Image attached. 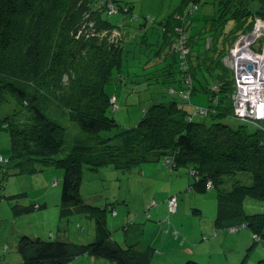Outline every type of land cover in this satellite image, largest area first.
I'll return each mask as SVG.
<instances>
[{
	"label": "trees",
	"instance_id": "16d2710c",
	"mask_svg": "<svg viewBox=\"0 0 264 264\" xmlns=\"http://www.w3.org/2000/svg\"><path fill=\"white\" fill-rule=\"evenodd\" d=\"M197 1L184 0V8L160 23L159 47L135 66L144 73V84L151 74L154 83L164 86L154 93V104L137 126L103 137L120 128L110 116L118 109L116 96L106 89L123 82L126 21L109 20L113 15L100 0H0V108L12 98L17 115L27 114L19 122L7 119L11 155L0 157V163L19 173L61 170L64 208L87 212L95 232L94 242L83 245L24 236L17 249L19 264H66L78 257L151 264V248L123 247L108 229L110 211L85 203L80 189L84 168L129 172L162 161L172 170L186 168L195 179V193H206L209 184L218 190L219 229H250L255 243L264 242V212L243 209L246 199L264 204V122L236 117L237 80L228 66L236 39L251 32L256 19H264V0H206L203 4L213 7L204 12L200 32L199 22L192 20ZM127 21L135 25L139 20ZM115 33L120 34L117 43ZM199 93L208 96L209 105L186 110ZM52 103L83 132L63 157L68 134L46 114ZM227 119L240 124L229 125ZM240 173L251 182L236 179ZM231 178L235 181L228 187Z\"/></svg>",
	"mask_w": 264,
	"mask_h": 264
},
{
	"label": "rangeland",
	"instance_id": "374dc122",
	"mask_svg": "<svg viewBox=\"0 0 264 264\" xmlns=\"http://www.w3.org/2000/svg\"><path fill=\"white\" fill-rule=\"evenodd\" d=\"M100 1L110 10L114 7L116 12L109 11L108 14L113 16H105V19L109 18L112 22L117 23L123 16L126 20H139L135 22L137 28L146 20L150 21L146 23L145 30L137 28V36L124 49L123 82L109 85L106 89L109 95L116 96L118 109L110 113V116L117 121L120 128L103 133V137H114L125 129L137 126L144 116L145 109L154 104V93L157 94L159 87H164L154 83L151 74L147 77L150 78L148 86L144 84V73L135 66L139 64L137 62H140V59L145 60L147 56L149 59L153 55L162 37L160 23L170 20L176 11L185 7V3L184 0ZM205 1H197L199 10L192 17V20L200 23L198 32L205 26V22L200 21L204 12L208 13L213 7L203 4ZM197 9L195 7V10ZM117 13L120 15H115ZM258 19L260 22L257 31L254 26L251 32L239 36L233 43L228 62L232 70L235 54L231 51L242 47L247 37L253 36L245 50L258 55L263 52L264 19ZM230 28L231 23L227 29ZM115 34L113 41L117 43L120 34ZM168 98L169 96L164 97L161 101ZM113 100L115 101V98ZM190 101L185 106L190 112L195 107L204 108L209 105L208 96L202 93L194 95ZM17 113L18 105L12 98L0 108V157L6 160L11 155L7 119L11 122L27 119L26 113ZM46 114L67 130L68 142L65 152L60 155L63 157L69 153L71 141L83 136V132L55 103L50 105ZM225 123L233 126L240 124L235 119H227ZM61 174L63 175V172L56 169L32 174L19 173L8 170L5 164L0 163V264L18 263V244L24 236L45 240L54 237L53 240L75 245L94 242V223L88 213L64 208ZM189 178L192 182L195 181L188 169L172 170L164 166L163 161L143 164L129 172L111 167L100 168L98 171L84 168L80 189L87 205L110 211L107 224L115 241L123 247L135 243L141 251L149 248L153 250L151 264H185L187 261H195L189 260L188 250L193 251L194 259L200 264H258L264 259V242L255 243L250 229L242 228L237 233H229L230 231L216 226L218 190L212 189L203 194L188 191L184 189V184ZM236 179H244L246 184L251 182L249 175L244 173H240ZM54 180L57 184L52 186ZM229 180L228 187L235 179ZM171 189L179 198L176 213L169 212V199L172 196L166 199ZM243 209L247 214H259L264 212V204L246 199ZM133 227L140 228L139 233L141 230L142 234L137 232L129 234L126 238L125 230ZM91 260L78 257L66 264H93ZM98 262L100 263L96 264H111L106 260Z\"/></svg>",
	"mask_w": 264,
	"mask_h": 264
},
{
	"label": "built area",
	"instance_id": "2783aa9c",
	"mask_svg": "<svg viewBox=\"0 0 264 264\" xmlns=\"http://www.w3.org/2000/svg\"><path fill=\"white\" fill-rule=\"evenodd\" d=\"M110 12H116L114 7H111ZM255 23V31H257L259 19H256ZM264 21H262V24ZM264 36V35H263ZM253 36L247 37L245 41L242 43V47L239 46L237 49L232 50L235 54L234 57V72L236 75L237 80V94L235 96V107H236V117L242 120H248L253 122H264V71L260 73V68L262 66L259 62H253L246 64L241 61L243 56L255 54L251 51L245 50L249 46V42L252 40ZM263 52L257 55L258 60L264 59V46ZM241 53V54H240ZM247 53V54H246ZM231 59V56H230ZM252 65L253 70L248 71V66ZM249 88L248 93L242 95V89ZM112 103L114 104L115 101L113 100ZM200 114H206L205 109L200 110ZM169 160H167V163ZM168 165V164H167ZM212 184L208 185V189L212 188ZM169 212L176 213L178 211V199L176 196H172L169 199ZM240 228H233L230 231L236 232ZM206 240V238L204 239Z\"/></svg>",
	"mask_w": 264,
	"mask_h": 264
},
{
	"label": "crops",
	"instance_id": "0c3cea01",
	"mask_svg": "<svg viewBox=\"0 0 264 264\" xmlns=\"http://www.w3.org/2000/svg\"><path fill=\"white\" fill-rule=\"evenodd\" d=\"M123 17V16H122ZM127 18H122L121 20H119L120 22H122V20H124V26H123V29H122V32H123V38H124V40H125V45H126V43L129 45L130 44V41L131 40H133V38L134 37H136L137 36V28L135 27V25L134 24H131V23H129L127 20H126ZM147 28V25L145 24V25H143V27H139V30H145ZM162 62V61H161ZM167 63H166V61L164 60V63L162 64V65H166ZM164 66H162V67H164ZM173 172V171H172ZM174 180H172V182H173ZM194 182H192L191 181V179L189 178L188 179V181H187V183H185L184 184V189H186V190H192V184H193ZM184 189H182V190H184ZM193 191V190H192ZM173 191H172V189L169 191V194H168V196H167V198L166 199H169L171 196H177V194L176 193H172ZM178 198V197H177ZM178 200H179V198H178ZM139 229L140 228H137V227H133V228H129V230L127 231V234H126V238H127V236L129 235V234H135V233H139ZM140 232H141V230H140ZM188 254H189V260L190 259H193V260H195L196 261V259H194V257H193V251H191V250H188ZM20 257V256H19ZM86 259H90V258H86ZM22 262V260H21V258L19 259V261H18V263L17 264H19V263H21ZM91 263H93V264H96V263H100V262H98V260H91Z\"/></svg>",
	"mask_w": 264,
	"mask_h": 264
},
{
	"label": "bare ground",
	"instance_id": "6f19581e",
	"mask_svg": "<svg viewBox=\"0 0 264 264\" xmlns=\"http://www.w3.org/2000/svg\"><path fill=\"white\" fill-rule=\"evenodd\" d=\"M233 49V48H232ZM241 54V53H240ZM233 58V57H232ZM257 58V56L255 55V54H252V55H246V56H243L242 57V59H241V61H243L244 63H246V64H249V63H252L253 64V62H259V63H261L262 64V66L261 67H259L260 69V73L261 72H263L264 71V59L263 60H259V61H256V60H258V59H256ZM248 91H249V88H246V89H242V95H245L246 93H248Z\"/></svg>",
	"mask_w": 264,
	"mask_h": 264
},
{
	"label": "water",
	"instance_id": "95a60500",
	"mask_svg": "<svg viewBox=\"0 0 264 264\" xmlns=\"http://www.w3.org/2000/svg\"><path fill=\"white\" fill-rule=\"evenodd\" d=\"M253 70V66L252 65H249L248 66V71H252Z\"/></svg>",
	"mask_w": 264,
	"mask_h": 264
}]
</instances>
